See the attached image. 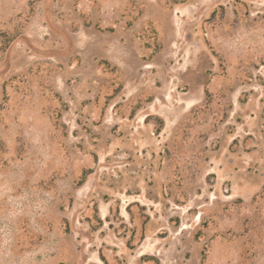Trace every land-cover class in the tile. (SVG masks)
Here are the masks:
<instances>
[{"label": "rangeland", "instance_id": "rangeland-1", "mask_svg": "<svg viewBox=\"0 0 264 264\" xmlns=\"http://www.w3.org/2000/svg\"><path fill=\"white\" fill-rule=\"evenodd\" d=\"M0 264H264V0H0Z\"/></svg>", "mask_w": 264, "mask_h": 264}, {"label": "trees", "instance_id": "trees-1", "mask_svg": "<svg viewBox=\"0 0 264 264\" xmlns=\"http://www.w3.org/2000/svg\"><path fill=\"white\" fill-rule=\"evenodd\" d=\"M9 41H11V40H9ZM158 121H159V123L161 124V121H160V120H158ZM85 177H86V173H84V174L82 175L81 180H80V183H83V182H84ZM98 223L100 224V223H101V220H99Z\"/></svg>", "mask_w": 264, "mask_h": 264}]
</instances>
